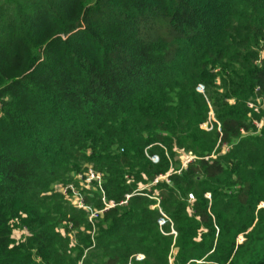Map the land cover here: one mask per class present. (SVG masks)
Here are the masks:
<instances>
[{
    "label": "trees",
    "instance_id": "16d2710c",
    "mask_svg": "<svg viewBox=\"0 0 264 264\" xmlns=\"http://www.w3.org/2000/svg\"><path fill=\"white\" fill-rule=\"evenodd\" d=\"M261 96L264 0H0V264H264Z\"/></svg>",
    "mask_w": 264,
    "mask_h": 264
},
{
    "label": "rangeland",
    "instance_id": "374dc122",
    "mask_svg": "<svg viewBox=\"0 0 264 264\" xmlns=\"http://www.w3.org/2000/svg\"><path fill=\"white\" fill-rule=\"evenodd\" d=\"M252 103H254L255 107H254V108H251L250 106H248V107H249L250 109H252V110L254 111V113L262 114L263 111H264V97L261 96V97L255 98L254 102H252ZM248 122H251L252 125H253V130H252L253 132H252V135H254V136L261 135L262 131L264 130V118L261 119V120H257V119H254V120H253V117H250V121L248 120ZM211 123L213 124V127L217 124V125H218V129H219L220 124H219V121L216 119V116H215V113H214V112H211ZM217 125H216V127H217ZM204 127L207 128V129H209V130L212 129V127H210V126H208V125H206V126H204ZM243 134L247 136V134H250V133L244 132ZM228 149H229V147L225 146V148H223V152H227ZM183 156H185V155H183ZM153 160H154V161H157V158H153ZM192 160H193V156H192L191 154L188 155V156H185L184 159L181 158V161H182V168L186 167L187 164H188L189 162H191ZM89 169H91V167L88 168V169H86L85 171H83L82 174L85 173V172H86L87 170H89ZM92 169H93V168H92ZM90 171H91V170H90ZM94 171H95V170H94ZM86 174H89V172L86 173ZM82 180H84V179H81V178L79 179V178H78V175H77L76 179H75V180L73 181V183H71V185H70V186L73 187V189H71V191H73V190H74V191L71 192V193H66V194L63 193V194L66 195L67 197L71 198L72 202H75L76 205H78V201H79V198H78V196H77L76 194L82 193L83 191H84V192H87L89 189H92V190H93V187L88 188ZM84 181H85V180H84ZM83 186H84V187H83ZM63 187L65 188V186L58 185V186H56V189L59 190V191L61 192V191H63ZM85 187H86L88 190H86ZM96 187H98V185H96ZM77 198H78V199H77ZM191 201H194L192 197H191ZM257 209H258V210H260V209H264V204H263V203H259ZM25 233H26V231L24 232V231H22V230H20V229L15 230V232H14V237H15L17 240H19V239H21V238L23 237V235H24ZM75 235H76V234L74 233V234L71 235V236H73V238H75ZM245 240H246L245 237H244L243 235H240V236L238 237V239H237V243H238V244H245V243H246ZM177 253H178V249H174V251H173V256L170 258L172 264H173L174 261H175V255H177Z\"/></svg>",
    "mask_w": 264,
    "mask_h": 264
},
{
    "label": "built area",
    "instance_id": "2783aa9c",
    "mask_svg": "<svg viewBox=\"0 0 264 264\" xmlns=\"http://www.w3.org/2000/svg\"><path fill=\"white\" fill-rule=\"evenodd\" d=\"M248 106H250L251 108H254L255 107V105H254V103H249L248 104ZM193 160H194V158H193ZM192 160V161H193ZM91 170V171H90ZM89 172V174H86V173H88ZM78 178L80 179H84V180H82L84 183H85V185L88 187V188H90V187H93V186H96V185H98V187L99 188H101L102 189V184H103V175H102V173H98V172H96V171H94V169H89V170H87L85 173H80V174H78ZM164 180V179H166L167 181H169V179H168V176H163V177H159V178H156V180H155V182H154V184H157V183H159V181L160 180ZM71 189H73V187L72 186H67L66 188H63V191H62V193H71V192H73V191H71ZM70 190V191H69ZM77 196H78V198H79V201H78V206L80 207V208H84V209H87V210H89V208L87 207V205H85V203H84V198H83V196L81 195V193H79V194H76ZM66 196V195H65ZM77 198V199H78ZM109 206H114V202H111L110 203V205ZM93 216H95V214L93 215Z\"/></svg>",
    "mask_w": 264,
    "mask_h": 264
}]
</instances>
